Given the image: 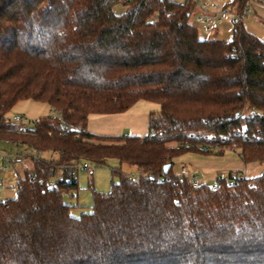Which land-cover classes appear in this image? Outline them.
Wrapping results in <instances>:
<instances>
[{"label":"trees","instance_id":"1","mask_svg":"<svg viewBox=\"0 0 264 264\" xmlns=\"http://www.w3.org/2000/svg\"><path fill=\"white\" fill-rule=\"evenodd\" d=\"M117 1L0 0V139L41 153L0 199V264H264V170L196 188L174 172L208 142L264 160V42L242 21L229 40L200 37L192 0H126L115 13ZM247 1L230 3L239 14ZM23 100L58 116L4 120ZM138 100L159 106L145 135L88 130L91 115ZM110 159L117 181L90 184L89 209L72 215L77 166Z\"/></svg>","mask_w":264,"mask_h":264},{"label":"rangeland","instance_id":"2","mask_svg":"<svg viewBox=\"0 0 264 264\" xmlns=\"http://www.w3.org/2000/svg\"><path fill=\"white\" fill-rule=\"evenodd\" d=\"M182 1V0H180ZM229 1V0H228ZM231 1V0H230ZM251 2L250 8L254 13L255 9L259 10H264V3H258L253 1ZM112 8L115 13H121L125 10V5L123 2L120 0L115 2L112 5ZM264 13V11H263ZM260 14V13H259ZM250 15V14H249ZM264 17V15H263ZM190 21L196 25V27L199 30V35L200 37H208V38H216L220 39H228L230 38V33H231V27H232V21L227 19V22L222 28L221 32L215 33L214 31L204 34L202 32V26L199 25L194 21V14L192 13L190 16ZM227 37V38H225ZM159 106L158 104L151 102V101H146V100H138L135 102L128 110V113L131 114H137L139 117L141 115H149L151 112H157ZM15 113H20L24 115L28 120L29 123H27L28 126H31L33 124V121L38 119L39 117L47 116V115H53V116H58V112H56L54 109H52L49 105L45 103H40L36 102L33 100H23L19 101L16 103L10 110L9 114H15ZM142 117V116H141ZM141 123V122H139ZM141 124H144L142 122ZM221 151L220 153H200V152H192V151H187L180 155L179 157L175 158V165L174 168L181 162V161H188L190 158H202V159H209L215 162L212 164L213 166L217 167L218 174L216 175L217 177L220 176H225L227 175L228 172H237L235 171L236 169H241L243 167V164L251 163L255 164V166H259V168L255 172H247V175H255L262 170H264V160L263 161H251V162H244L239 156V152H233L229 149L224 150V152ZM45 156V154H44ZM191 170H194L195 168L193 167L194 164H188ZM32 166V162L28 157L22 158V159H15L13 163L10 165L9 169L3 173L2 179H3V184L0 186V195L2 199H7L14 197L17 193L16 189V182L19 179V177L24 176V170L26 168L30 169ZM182 166V165H181ZM185 166V165H184ZM111 166H103V167H97L93 169L94 171L101 170L99 173V179H105L106 176L104 175V172L102 171H109ZM122 170L126 172H131L133 173L134 176L138 175L137 168L132 165H122ZM190 170V171H191ZM92 171V170H91ZM90 170L86 169H80L78 173V189H74L71 191H68L64 194V201L70 205H73L70 208V213L74 216L80 215L83 211H86L89 209V206L92 203V195H91V186L90 184L92 183V174ZM193 172V171H192ZM195 173V172H194ZM110 175V174H109ZM108 175V180H110V176ZM201 178V177H200ZM117 176L113 174L112 180L117 181ZM106 180V179H105ZM104 181V180H102Z\"/></svg>","mask_w":264,"mask_h":264},{"label":"crops","instance_id":"3","mask_svg":"<svg viewBox=\"0 0 264 264\" xmlns=\"http://www.w3.org/2000/svg\"><path fill=\"white\" fill-rule=\"evenodd\" d=\"M174 1L183 2L185 0H182V1L174 0ZM192 1L195 3L194 9L192 11V13L194 14V21L202 26V32L204 34H208L212 31H214L215 33L221 32L223 26L227 22V19L232 21V15L237 13V10L235 9V7L231 5L230 0L229 1L225 0V2L231 6L229 13H221L220 11H218V9L214 8L213 6L214 4L221 5V2H218L217 0H192ZM250 1H253V0H250ZM255 2L259 3L260 1L255 0ZM250 5H251V2L249 3V8H250ZM263 11L264 10L255 9L253 13V11L250 8V13H249L250 15L247 14L242 19V25L246 31L255 35L256 37H258L260 40L264 42V17H263L264 13ZM202 14L207 15V20L205 23H201L197 21L198 16ZM206 26H210V31L208 33H205L203 31V29ZM230 34H231L230 35V38H231L232 27H231ZM204 38H208V37H204ZM219 38L220 39L216 37L214 39H218V40H229L230 39V38L222 39L221 37ZM128 110L120 114L91 115L88 120V130L96 134L109 135V136L122 135V134L139 135V136L145 135L148 131V116L149 115H141L142 117L141 116L139 117L137 114L128 113ZM139 122L141 123L144 122V124H141ZM108 163L111 167L119 166V162L116 159H110ZM214 163L215 162L209 159L205 160L202 158H198V159L190 158L188 161L186 160L181 161L176 166V168H174V172H177L181 165H185L189 170H191L188 164H194L193 167L195 169L191 171L195 172L199 177H201L205 181L213 182V179L218 174L217 167L212 165ZM258 168L259 166H255V164L247 163V164H243V167L241 169H236L235 171L243 172L246 176H251V175H247V172L253 173ZM93 169L90 172L91 174L93 172ZM100 171L101 170H98V171L96 170L93 172V175L91 177L92 178L91 185L97 191L107 192L110 189L111 182L113 181L112 180V176H113L112 169L110 168L109 171L107 172L105 170L102 171L104 172V175L106 176L105 178L106 180L103 178L99 179L98 176H99ZM108 175L110 176L109 177L110 180H108ZM77 181H78V178H77ZM77 189H78V185H77ZM91 195H92V192H91Z\"/></svg>","mask_w":264,"mask_h":264},{"label":"built area","instance_id":"4","mask_svg":"<svg viewBox=\"0 0 264 264\" xmlns=\"http://www.w3.org/2000/svg\"><path fill=\"white\" fill-rule=\"evenodd\" d=\"M121 2H125L126 0H120ZM218 2H221L220 4H214V8L218 9L221 13H229L231 6L225 2V0H217ZM206 6V5H205ZM250 13L249 8V2L247 1L239 14H233L232 15V21L238 22L242 21V19ZM207 20V15L202 14L198 16L197 21L201 23H205ZM203 31L205 33H208L210 31V26H206ZM4 120L10 121L12 123L20 124V125H27L29 123V120L20 113L15 114H9L7 117H5ZM76 129L80 130V126H77ZM202 150L208 151L210 153H220L221 151L224 152V150L229 149L233 152H238V149L236 147L232 146H223L218 143H204L201 146ZM41 156V153L36 150L32 145H25L21 144L18 141H14L8 138L0 139V186L3 184L2 175L4 172H6L10 165L13 163L15 159H22L25 157H28L32 164L33 162ZM32 167V166H31ZM78 169H86V170H92L91 164L87 162H83L79 164ZM175 175L177 177V180L182 182L184 180H187L193 188H196L200 186L203 182H206L204 179L200 178L196 173L190 171L186 166L182 165L178 169L177 172H175ZM134 176V175H133ZM238 177H244L246 176L243 172L239 173L237 175ZM32 176L30 175V178ZM224 179H229L228 175L225 174V176H222ZM216 178V177H215ZM213 179V181L215 180ZM54 182H52V185ZM0 199H2L0 195Z\"/></svg>","mask_w":264,"mask_h":264},{"label":"water","instance_id":"5","mask_svg":"<svg viewBox=\"0 0 264 264\" xmlns=\"http://www.w3.org/2000/svg\"><path fill=\"white\" fill-rule=\"evenodd\" d=\"M167 168H168V166H165V167H164V170L166 171Z\"/></svg>","mask_w":264,"mask_h":264}]
</instances>
